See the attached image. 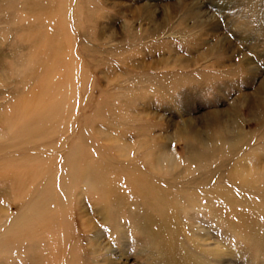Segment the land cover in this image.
Masks as SVG:
<instances>
[{
  "label": "rangeland",
  "instance_id": "374dc122",
  "mask_svg": "<svg viewBox=\"0 0 264 264\" xmlns=\"http://www.w3.org/2000/svg\"><path fill=\"white\" fill-rule=\"evenodd\" d=\"M0 264H264V0H0Z\"/></svg>",
  "mask_w": 264,
  "mask_h": 264
},
{
  "label": "bare ground",
  "instance_id": "6f19581e",
  "mask_svg": "<svg viewBox=\"0 0 264 264\" xmlns=\"http://www.w3.org/2000/svg\"><path fill=\"white\" fill-rule=\"evenodd\" d=\"M81 170V169H80ZM106 172V171H105ZM110 172V171H109ZM139 173V172H138ZM83 175V179H85L84 181L87 182L88 180L86 179V176L84 174ZM142 175V174H141ZM90 176V175H88ZM117 176V175H116ZM162 176V175H161ZM178 176V175H177ZM129 177V176H128ZM150 177L152 178L153 176H150L149 174L147 176H145V179H141L139 177L137 178H133L132 176L130 177V181L132 184V188L136 190V193L139 194V198L142 200H145V202L152 208L154 209L155 207L158 206H164V204L167 203V201L170 198V194L168 189L165 188L164 181L162 178L161 180L163 181V184L161 183H150ZM143 178V177H142ZM116 179V178H115ZM128 179V178H127ZM137 179H140L138 183V181H136ZM149 179V180H148ZM154 179V177H153ZM152 179V180H153ZM156 180V179H154ZM165 180V178H164ZM126 181V180H125ZM129 181V180H127ZM190 180L187 181H179L176 182L175 179H170L169 184L172 185V187H174L175 184L178 185H183V184H188V183H195V181L189 182ZM89 182V181H88ZM92 182V181H91ZM157 182V181H156ZM129 183V182H128ZM138 183V184H137ZM200 183V182H199ZM202 183V181H201ZM241 183V182H240ZM89 184V183H88ZM91 184V183H90ZM93 185L97 186L99 191H100V198L102 200L103 203V207L106 211V209H108V213L113 211L114 207H117L116 205L124 204L127 202L128 200V196L127 197H122V196H117V191H115L114 189H110V185H112L111 183H109V180H107V177H104L103 175L100 174L99 178H97V180L93 181L92 183ZM91 184V185H92ZM139 184H141V186H139ZM167 184V185H169ZM197 184V183H196ZM115 185V184H114ZM68 186V185H67ZM112 187V186H111ZM167 187V186H166ZM63 188V187H62ZM179 189V188H178ZM112 194V195H111ZM116 196H114V195ZM132 194V193H131ZM137 194H135V197L137 196ZM183 194V193H182ZM187 194V193H186ZM138 199V198H137ZM138 203V202H137ZM131 204V203H130ZM133 205V204H132ZM142 205V204H141ZM167 205V204H166ZM120 208V207H119ZM188 208V207H187ZM116 209V208H115ZM144 209V208H143ZM132 210V209H131ZM142 210V209H141ZM147 210V209H146ZM156 210V209H155ZM135 211V210H134ZM153 211V210H152ZM172 210L164 208L162 209V212L160 213V218L162 219H166L169 217L170 213ZM119 213V212H118ZM140 213V212H139ZM176 213V212H175ZM147 216V215H146ZM116 217V216H115ZM137 217V216H136ZM151 217V216H150ZM159 217V216H158ZM113 219V218H112ZM139 220V221H138ZM142 220V221H140ZM159 220V219H158ZM42 221V220H41ZM146 218L144 216H141L139 219H135V223H137V227L139 228L138 230L135 229V232L138 233H144L146 232ZM86 222V221H85ZM147 222V221H146ZM159 224V223H158ZM87 225L89 226V224L87 223ZM149 226V225H148ZM157 226V225H156ZM153 227V226H152ZM159 227V226H158ZM57 229V228H56ZM153 229V228H152ZM68 230V229H67ZM65 231V230H64ZM154 231V230H153ZM160 234V233H159ZM157 235V234H156ZM155 236V235H154ZM161 236V235H160ZM58 251V250H57ZM69 258V257H68ZM169 258V257H168ZM173 259V258H172Z\"/></svg>",
  "mask_w": 264,
  "mask_h": 264
}]
</instances>
